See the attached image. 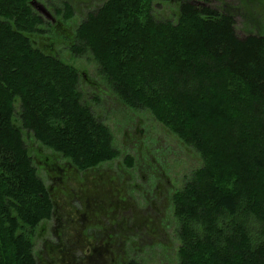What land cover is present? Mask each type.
<instances>
[{
	"label": "trees",
	"instance_id": "16d2710c",
	"mask_svg": "<svg viewBox=\"0 0 264 264\" xmlns=\"http://www.w3.org/2000/svg\"><path fill=\"white\" fill-rule=\"evenodd\" d=\"M30 1L0 0V264H38L35 234L54 214L23 131L80 172L118 157L79 70L33 45L44 19ZM168 1L108 0L72 52L90 53L124 103L200 154L173 196L180 264H264V35L238 36L235 16L209 0H182L176 23L159 20L155 3Z\"/></svg>",
	"mask_w": 264,
	"mask_h": 264
},
{
	"label": "rangeland",
	"instance_id": "374dc122",
	"mask_svg": "<svg viewBox=\"0 0 264 264\" xmlns=\"http://www.w3.org/2000/svg\"><path fill=\"white\" fill-rule=\"evenodd\" d=\"M36 1L49 18L32 6L44 19L30 36L33 45L79 70L83 102L109 128L118 151L115 160L80 172L23 131L54 203L52 219L35 234L38 264H180L173 196L203 167L200 154L151 113L124 103L90 53L72 52L79 26L108 0ZM181 1L156 2L155 16L176 23ZM209 6L235 16L238 36L264 35V0H209Z\"/></svg>",
	"mask_w": 264,
	"mask_h": 264
},
{
	"label": "water",
	"instance_id": "95a60500",
	"mask_svg": "<svg viewBox=\"0 0 264 264\" xmlns=\"http://www.w3.org/2000/svg\"><path fill=\"white\" fill-rule=\"evenodd\" d=\"M31 6H37L38 11L49 18V14L47 12V9L42 4H40L36 0H34L31 3Z\"/></svg>",
	"mask_w": 264,
	"mask_h": 264
},
{
	"label": "flooded vegetation",
	"instance_id": "af4514ba",
	"mask_svg": "<svg viewBox=\"0 0 264 264\" xmlns=\"http://www.w3.org/2000/svg\"><path fill=\"white\" fill-rule=\"evenodd\" d=\"M34 8H36V9H37V6H34Z\"/></svg>",
	"mask_w": 264,
	"mask_h": 264
}]
</instances>
